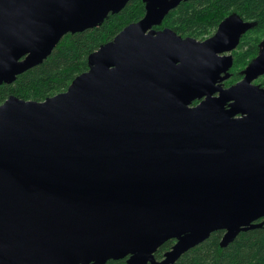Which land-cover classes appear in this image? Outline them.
Wrapping results in <instances>:
<instances>
[{"label": "water", "instance_id": "95a60500", "mask_svg": "<svg viewBox=\"0 0 264 264\" xmlns=\"http://www.w3.org/2000/svg\"><path fill=\"white\" fill-rule=\"evenodd\" d=\"M129 1L0 0V85ZM141 1L65 91L0 104V264H173L214 232L225 248L264 225V49L223 88L220 55L249 26L182 38L154 28L188 0Z\"/></svg>", "mask_w": 264, "mask_h": 264}, {"label": "trees", "instance_id": "16d2710c", "mask_svg": "<svg viewBox=\"0 0 264 264\" xmlns=\"http://www.w3.org/2000/svg\"><path fill=\"white\" fill-rule=\"evenodd\" d=\"M191 0L182 2L164 18L157 30L168 28L182 37L200 39L211 32L230 4L246 18L264 20V0ZM141 0H131L117 14H109L96 28L65 35L39 66L17 76L12 84L0 85V104L9 96L42 102L67 89L71 81L88 70L87 57L111 41L125 26L144 16ZM236 63L231 77L222 85H234L249 65ZM264 88V77L260 80ZM223 232L212 233L202 244L187 251L175 264H264V225L240 232L227 247L219 242ZM166 244L162 249L168 248Z\"/></svg>", "mask_w": 264, "mask_h": 264}, {"label": "flooded vegetation", "instance_id": "af4514ba", "mask_svg": "<svg viewBox=\"0 0 264 264\" xmlns=\"http://www.w3.org/2000/svg\"><path fill=\"white\" fill-rule=\"evenodd\" d=\"M188 1H191V0H188ZM188 1H182V2H188ZM207 1H212V0H207ZM227 8H228V10L223 11V15L221 16V19L218 21V23L215 25V27L213 28V30L211 32H208L206 35H204L200 39H195V38H193V39H195L197 41H205V40L211 38L215 34V32L217 31L218 26L222 22H224L226 19L231 18V17L237 18L241 23L249 26L248 29H246L245 31H243L239 34L237 39L235 38L236 43H235L234 47L231 49V51L229 53H224V54L220 55L221 57L222 56H231L232 57V66L227 71L228 79H229L232 75V70H233V67L235 66L236 63H238V64L251 63L259 55V52L264 49V20L262 18H260L259 16H254L253 18H246L232 4H230ZM232 23L235 24L237 27L236 20H232ZM155 28H157V27H155ZM230 29H232V27H230ZM155 30H157V29H155ZM159 30H162V29H159ZM182 38H184V37H182ZM189 38H191V37H189ZM233 41H234V39L232 37H229L228 39L226 38L223 47H229L233 43ZM221 76H224V74H222ZM263 77H264V75L259 77L258 79H256L253 83L255 85H260V82H261L260 80ZM228 79H226L225 81H227ZM242 79H243V75L241 76V78L237 82L241 81ZM197 103L198 102H194L193 105H195ZM175 242H176V240L169 239V240L165 241L163 244H161L152 255L154 261L156 263L157 262L159 263L162 260H164L165 254L168 253L172 249ZM167 243L170 244L168 246V248L162 249V247L164 245H166ZM128 258L129 257L127 256V257L120 259V260H109V261H107L106 264H126V261L128 260ZM175 263H173V264H175ZM147 264H151V263L147 262Z\"/></svg>", "mask_w": 264, "mask_h": 264}]
</instances>
